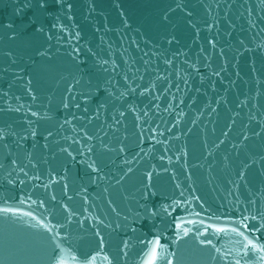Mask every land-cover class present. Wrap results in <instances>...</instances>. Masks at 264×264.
Wrapping results in <instances>:
<instances>
[{"label":"water","instance_id":"water-1","mask_svg":"<svg viewBox=\"0 0 264 264\" xmlns=\"http://www.w3.org/2000/svg\"><path fill=\"white\" fill-rule=\"evenodd\" d=\"M0 264H264V0H0Z\"/></svg>","mask_w":264,"mask_h":264}]
</instances>
